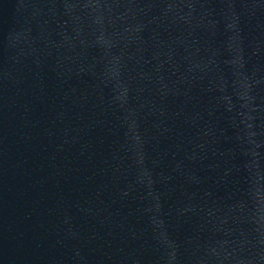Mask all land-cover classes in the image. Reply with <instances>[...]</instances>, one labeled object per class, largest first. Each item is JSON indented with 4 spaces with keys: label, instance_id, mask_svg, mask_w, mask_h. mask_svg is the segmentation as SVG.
I'll return each instance as SVG.
<instances>
[{
    "label": "water",
    "instance_id": "1",
    "mask_svg": "<svg viewBox=\"0 0 264 264\" xmlns=\"http://www.w3.org/2000/svg\"><path fill=\"white\" fill-rule=\"evenodd\" d=\"M0 264H264V0H0Z\"/></svg>",
    "mask_w": 264,
    "mask_h": 264
}]
</instances>
